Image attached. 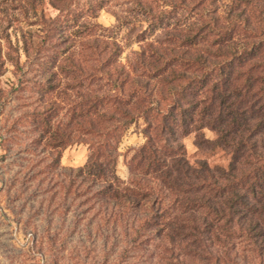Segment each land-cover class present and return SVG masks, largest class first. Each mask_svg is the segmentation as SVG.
<instances>
[{
  "label": "trees",
  "instance_id": "16d2710c",
  "mask_svg": "<svg viewBox=\"0 0 264 264\" xmlns=\"http://www.w3.org/2000/svg\"><path fill=\"white\" fill-rule=\"evenodd\" d=\"M131 1L132 17L116 13L115 28L146 26L126 38L138 49L123 61V43L98 21L103 2L0 0V77L9 63L23 68L22 53L47 72L69 116H45L41 139L55 161L88 146L86 164L64 170L65 192L75 187L83 215L109 220L123 256L264 264V0ZM42 97L48 112L61 105ZM140 120L145 143L124 181L117 147ZM191 136L200 152L228 154V166L192 165Z\"/></svg>",
  "mask_w": 264,
  "mask_h": 264
},
{
  "label": "rangeland",
  "instance_id": "374dc122",
  "mask_svg": "<svg viewBox=\"0 0 264 264\" xmlns=\"http://www.w3.org/2000/svg\"><path fill=\"white\" fill-rule=\"evenodd\" d=\"M95 2H103L98 21L107 28V36L123 43L120 58L124 61L131 50L138 49L137 43L127 45L126 38L136 36L146 25L139 23L134 31L115 28L116 13L132 17L131 0ZM45 8L48 17L59 15L49 3ZM22 62L19 70L9 63L0 77V264H120V259L121 264H143L142 258L122 255L126 246L120 233L111 234L107 218L82 214L86 209L78 201L75 187L66 194L64 170L83 167L89 148L72 144L61 150L58 160L51 156L41 139L46 133L44 118L57 116L56 122L66 121L69 105L45 86L47 72L40 63H31L24 53ZM44 95H54L61 104L55 112H48L52 107L44 105ZM143 125L140 120L128 128L118 144L117 175L124 181L129 179L128 166L135 150L145 143L140 133ZM206 136L215 138L209 131ZM184 144L192 165L205 161L211 167H227L230 162V156L221 150L200 152L194 136Z\"/></svg>",
  "mask_w": 264,
  "mask_h": 264
}]
</instances>
